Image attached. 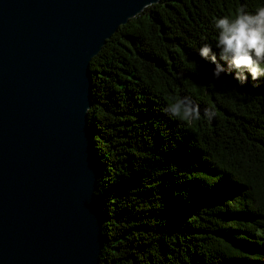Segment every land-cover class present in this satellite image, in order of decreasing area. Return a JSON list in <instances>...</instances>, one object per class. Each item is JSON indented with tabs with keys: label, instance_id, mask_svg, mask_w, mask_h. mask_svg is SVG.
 Segmentation results:
<instances>
[{
	"label": "trees",
	"instance_id": "trees-1",
	"mask_svg": "<svg viewBox=\"0 0 264 264\" xmlns=\"http://www.w3.org/2000/svg\"><path fill=\"white\" fill-rule=\"evenodd\" d=\"M261 6L159 0L90 59L99 264H264V77L216 78L199 55L208 44L219 60L218 18ZM183 97L201 119L169 113Z\"/></svg>",
	"mask_w": 264,
	"mask_h": 264
},
{
	"label": "water",
	"instance_id": "water-1",
	"mask_svg": "<svg viewBox=\"0 0 264 264\" xmlns=\"http://www.w3.org/2000/svg\"><path fill=\"white\" fill-rule=\"evenodd\" d=\"M159 0H0V264H99L89 61Z\"/></svg>",
	"mask_w": 264,
	"mask_h": 264
},
{
	"label": "clouds",
	"instance_id": "clouds-1",
	"mask_svg": "<svg viewBox=\"0 0 264 264\" xmlns=\"http://www.w3.org/2000/svg\"><path fill=\"white\" fill-rule=\"evenodd\" d=\"M215 27L218 30L216 47L220 49L219 60L210 45L204 44L199 49V55L215 65L213 75L219 78L222 72L234 71V78L241 85L247 82L248 74L253 81L264 77V6L254 14L241 7L234 16L218 18ZM168 111L183 121L201 119L199 106L188 97L177 98ZM214 116V111L204 110V118L211 120Z\"/></svg>",
	"mask_w": 264,
	"mask_h": 264
}]
</instances>
